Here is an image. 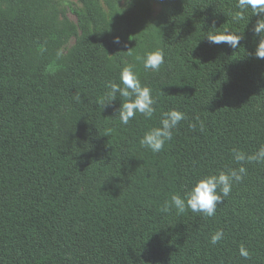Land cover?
<instances>
[{
	"label": "trees",
	"instance_id": "obj_1",
	"mask_svg": "<svg viewBox=\"0 0 264 264\" xmlns=\"http://www.w3.org/2000/svg\"><path fill=\"white\" fill-rule=\"evenodd\" d=\"M80 1L75 26L49 0H0V264H264V164H244L214 217L163 211L196 180L239 167L233 149L264 145V59L252 30L264 17L248 9L234 22L237 0L165 1L149 50L165 51L155 72L137 60L143 45L114 43L102 11ZM225 30L242 35L237 48L202 40ZM126 64L156 112L123 125V98L102 102ZM170 109L187 119L154 153L140 140Z\"/></svg>",
	"mask_w": 264,
	"mask_h": 264
},
{
	"label": "clouds",
	"instance_id": "obj_2",
	"mask_svg": "<svg viewBox=\"0 0 264 264\" xmlns=\"http://www.w3.org/2000/svg\"><path fill=\"white\" fill-rule=\"evenodd\" d=\"M236 7L239 10L233 13L234 22L244 20V13L248 9H251L255 15L264 17V0H237ZM252 30L261 38L255 55L258 59H264V18L257 20ZM206 33L202 40L206 39L209 43L216 45L226 43L233 49L239 46L243 38L242 35L234 33L231 30H225L222 33L209 31ZM114 43H120L118 37L115 38ZM41 48L43 50V46ZM126 53L131 55L129 51ZM62 55L63 51L58 50L57 57L59 58ZM137 60L142 61L145 70L158 72L165 63V51L163 48L148 51L143 56H137ZM104 87L106 92L104 101L102 102L103 107L116 101L118 97L123 98V103H121L118 109L119 119L123 125H128L137 114L142 115L145 119H151L156 112V100L152 96V89L142 84L132 64H126L121 68L119 82L108 80L105 82ZM76 100H79V96L76 97ZM186 119L185 113L176 109L164 112L159 126L153 127L144 133L140 140L141 145L154 153L161 152L165 143L173 139L174 132L180 126L181 121ZM202 128L203 123L201 122ZM110 132L111 129H108L106 134H110ZM232 155L233 160L240 165L239 167L220 170L218 173H211L196 180L190 190L184 192L182 195L173 194L170 204L166 203L163 211L168 212L174 207L178 214L191 210L192 213H199L208 218L214 217L218 206L222 205L225 202V198L229 197L232 193L234 185L242 183L245 179L247 169L244 167V164H264V145H261L252 154H246L241 150L233 149ZM224 239V231L222 229L217 230L211 235L210 243L215 246ZM238 251L240 257L245 260L250 259V252L244 244L240 245Z\"/></svg>",
	"mask_w": 264,
	"mask_h": 264
},
{
	"label": "rangeland",
	"instance_id": "obj_3",
	"mask_svg": "<svg viewBox=\"0 0 264 264\" xmlns=\"http://www.w3.org/2000/svg\"><path fill=\"white\" fill-rule=\"evenodd\" d=\"M102 11L109 34L120 42L143 45L145 50L153 49V42L159 39L163 4L167 0H92ZM59 14L60 22L68 19L78 25L77 12L84 9L80 0H49ZM71 36L65 43L63 53L67 54L76 44Z\"/></svg>",
	"mask_w": 264,
	"mask_h": 264
}]
</instances>
